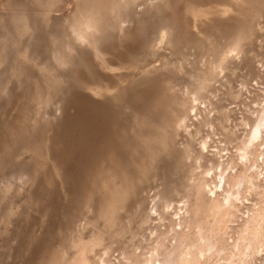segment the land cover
Masks as SVG:
<instances>
[{"label":"rangeland","instance_id":"rangeland-1","mask_svg":"<svg viewBox=\"0 0 264 264\" xmlns=\"http://www.w3.org/2000/svg\"><path fill=\"white\" fill-rule=\"evenodd\" d=\"M263 104L264 0H0V264H145L184 244L199 256L198 225L176 210L198 204L200 228L216 224L196 186L220 166L245 174L238 149ZM261 149L258 190L245 183L216 225L219 248L264 215ZM50 211L69 221L58 241Z\"/></svg>","mask_w":264,"mask_h":264},{"label":"bare ground","instance_id":"bare-ground-1","mask_svg":"<svg viewBox=\"0 0 264 264\" xmlns=\"http://www.w3.org/2000/svg\"><path fill=\"white\" fill-rule=\"evenodd\" d=\"M249 130L250 131L248 133L247 138L245 139V141H243L240 148L238 149V158H237V160L239 161L241 165H246V164L249 165L247 171H245V174L237 175L236 172L229 173L230 171H233V169H231L230 166L226 168L225 170H223L220 166L218 175L216 177V184L200 183L198 184V186H196L197 187L196 190L198 192L197 197H199L203 201H204L203 197H206L209 202L208 211L212 214H215V216L219 217L218 221H216V224L212 225L211 229L207 232H204L203 229L200 228L199 219H198V213H199L200 208L198 209V206H199L198 204H197L198 206L196 205L195 208H193L192 206L191 211H189L187 203L182 205V207H180L181 206L180 205L179 208L176 210L177 212L175 213V217H174L177 219L176 221H180L181 217H184L186 219L190 218L191 223H195L198 225L196 228V236L198 237L200 241L199 243L202 244L203 246V247H200L201 250L202 248L204 250H202L201 252H197L199 253V256L195 257L194 248L186 247V245L184 244L182 245V247L184 248V249L182 248L183 250L182 252L179 250L178 251L176 250L168 254L166 259L161 262L159 261L158 253L152 252L150 256L148 257V259L150 260H148L145 264H152V263L154 264H200V262L202 261L206 262L207 260H210L212 256H215L217 258L216 261L214 260L216 262L214 264H218V263L250 264L253 261L254 255L262 254L264 252L262 249L263 246L260 245V240L264 241V215L263 214L262 215L252 214L250 217L247 214L246 220H248V223L246 224V226L248 225V227L245 228V230L243 231L241 235H237L236 237L237 241L235 243H231L232 246L229 248L230 252H228L229 250L225 249L224 247L219 248L220 244L217 241V236L215 233L216 225L217 226L222 225L221 223H223V221L230 222V220L234 218L233 214L239 213V210H237V204H243L241 193L245 189V183L249 184L251 191L258 190V187H256L254 184V181L258 180V175L257 177H254L252 175V174H255L256 172L253 169L257 168V164L255 163L258 162V160L256 162L253 160L254 159L253 153L254 151H256V148H262L261 151L259 150L260 152L257 155V157H261V163H264V144H263L264 104H263V107L261 108L260 113L256 116L254 124L250 126ZM258 172L260 173V171ZM259 176L261 177V175ZM210 177L214 178L212 176ZM232 177H235L237 179V182L235 183V185H233L232 188H230V185L227 184V181L228 179ZM168 209H169V205H165L163 208V211L165 214H168V211L171 210V209L169 210ZM148 213L149 215L151 214L156 215V216L159 215L157 214L155 207L152 210H150V212ZM222 227L223 226H221V228ZM224 230H228V228L225 227ZM218 232H221V231H218ZM187 233L189 234V232ZM219 235L220 236L225 235V237L223 238H226L227 234L223 232L222 234L219 233ZM102 256L106 258L107 253L105 252ZM99 263L105 264L103 259H100Z\"/></svg>","mask_w":264,"mask_h":264},{"label":"snow or ice","instance_id":"snow-or-ice-1","mask_svg":"<svg viewBox=\"0 0 264 264\" xmlns=\"http://www.w3.org/2000/svg\"><path fill=\"white\" fill-rule=\"evenodd\" d=\"M102 51H108L109 48L107 47H102L101 48ZM77 53H79L80 55H87L89 57V59H91V53L88 52L87 50L82 51L81 49L77 48L76 49ZM67 176V171L65 170V175H64V179H66ZM43 181H39L38 182V187H40L42 185ZM69 202L73 207L78 206L79 202H80V197L82 195V190L80 188V182H77V185L75 188H71L69 189ZM41 199H43V197H41ZM42 214L45 212V206L42 205L39 209H38ZM23 216H24V212L21 211L18 214V218L16 221H14V225L16 226H20L23 224ZM34 218V217H33ZM30 218L27 225L30 223V221L33 219ZM69 222L68 218L66 217L65 219H57L55 213L53 211H50L47 213V215L45 216L44 222H43V229L45 228H51L52 229V235L53 237L58 241L60 239V236L62 235V230L65 227L66 223ZM59 228L61 229L60 233L56 232V229ZM33 238L37 241V243H42L44 241V231H42L40 234H33Z\"/></svg>","mask_w":264,"mask_h":264}]
</instances>
